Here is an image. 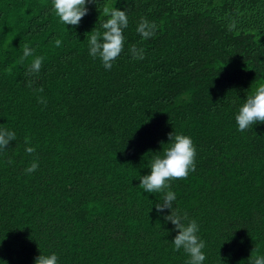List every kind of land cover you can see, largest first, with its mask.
Listing matches in <instances>:
<instances>
[{
  "label": "trees",
  "instance_id": "obj_1",
  "mask_svg": "<svg viewBox=\"0 0 264 264\" xmlns=\"http://www.w3.org/2000/svg\"><path fill=\"white\" fill-rule=\"evenodd\" d=\"M106 6L129 21L111 70L88 51ZM86 7L72 26L52 0H0V129L16 134L0 150V264L52 253L58 264H188L174 250L171 210H156L163 193L139 187L170 133L196 149L195 171L169 190L173 210L199 226L203 264H253L264 256V123L240 132L235 117L264 84V0ZM141 18L157 25L147 40L136 31ZM25 45L44 57L36 75H26ZM132 45L144 59L133 58Z\"/></svg>",
  "mask_w": 264,
  "mask_h": 264
},
{
  "label": "clouds",
  "instance_id": "obj_2",
  "mask_svg": "<svg viewBox=\"0 0 264 264\" xmlns=\"http://www.w3.org/2000/svg\"><path fill=\"white\" fill-rule=\"evenodd\" d=\"M86 2L93 0H52L53 11L64 25L78 26L81 19L88 13ZM103 14L109 17L103 24V32H96L88 39V51L92 58H99L106 70H111L113 62L123 52L125 46L124 29L128 27V16L125 11L117 8L104 7ZM235 28V22L229 25V30ZM157 25L141 18L136 31L147 40L156 34ZM62 41L55 40V46L60 47ZM130 54L135 59H144V49L132 45L129 49ZM28 57H33L26 75H36L41 71L43 56H34V50L25 45L21 61ZM28 87H32V82H28ZM37 91L43 92V87ZM39 103L46 106L47 101L40 97ZM238 130L244 132L250 126L257 123H264V84L259 85L254 94L248 96L238 114L235 117ZM16 139L14 131L0 129V150L7 148L11 141ZM172 142L171 146L164 149V155L155 157L150 165V174L142 176L139 187L146 193H163L162 202L155 205L157 212L162 213L165 209L171 210V214L165 216L166 221H170L178 234L172 241L174 250L183 251L188 254V264H203L206 259L204 252L205 242L197 235L199 226L196 220H191L187 224V215L181 216L178 210H173L176 194L169 190L170 181L184 180L188 178L190 172L195 171L196 149L190 137L183 134H169ZM26 145L29 143L27 138ZM36 149L31 146L25 148L28 154L35 153ZM38 162H33L30 167L25 169L26 174L35 172L38 169ZM35 264H58V257L55 253L51 255H39L35 259ZM253 264H264V256H256Z\"/></svg>",
  "mask_w": 264,
  "mask_h": 264
}]
</instances>
